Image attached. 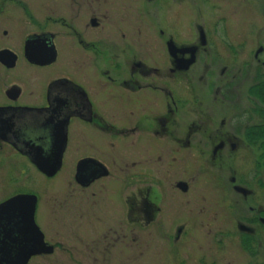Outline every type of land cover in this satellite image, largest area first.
Here are the masks:
<instances>
[{"label": "flooded vegetation", "instance_id": "1", "mask_svg": "<svg viewBox=\"0 0 264 264\" xmlns=\"http://www.w3.org/2000/svg\"><path fill=\"white\" fill-rule=\"evenodd\" d=\"M98 1L0 0L2 179L15 184L17 164L40 172L23 151L64 145L59 171L40 172L62 175L55 207L21 191L0 200L37 197L36 230L0 217V262L161 264L144 255L154 233L156 250L167 243L169 264H224L222 188L206 173L239 148L240 135L264 168V43H254L263 39L264 3L198 0L203 21L191 41L190 0ZM143 5L151 17L144 35L133 26ZM192 47L195 62L181 69ZM197 64L202 105L193 121ZM248 222L264 226V208ZM241 231L243 250L264 264V240L254 227Z\"/></svg>", "mask_w": 264, "mask_h": 264}, {"label": "rangeland", "instance_id": "2", "mask_svg": "<svg viewBox=\"0 0 264 264\" xmlns=\"http://www.w3.org/2000/svg\"><path fill=\"white\" fill-rule=\"evenodd\" d=\"M103 2V0H100ZM122 0H115L116 3H121ZM146 1V0H143ZM187 1V0H185ZM196 1V2H195ZM190 0V19L186 31L191 35V41H194V38L198 34V27L202 26V17L204 10L201 11L200 3L198 0ZM98 1V3H101ZM182 3V0H169L163 1L159 0L158 3ZM125 3H138L135 0H126ZM188 3V2H185ZM248 3V2H247ZM252 3H264L263 0H252ZM178 5V4H177ZM147 7L143 5V7L139 10V16L133 22V26L136 29V24L143 31V35L151 27V20L149 17ZM245 10H247L248 5L244 6ZM242 13V12H241ZM246 13V12H245ZM244 16V12L242 13ZM258 13L255 14V26L256 30L259 31L258 25ZM184 28L180 27V24L176 25V33H178V37H182L184 32ZM263 39L260 40L259 36L256 35L254 39L255 50L262 45L264 41V34L261 35ZM264 45V44H263ZM262 61H264V53L260 55ZM200 67L197 64L195 68L191 72V78L197 83H194L192 88V105H191V117L193 121H198L200 114V105L201 104V85L199 83L201 77ZM234 139L240 141L239 148L232 152L230 149L228 151L223 152V161L221 166L217 169L208 167V172L206 173L208 178L213 176H218L220 178L218 187L221 186L220 193L222 194V198L219 204V208L222 209V214L218 216L219 223L221 222L224 230L223 237V263L224 264H257V259H253L249 257L248 253L243 250L240 244V238L242 236L241 230L252 231V227L256 230L255 237L263 242L264 240V226H259L258 223H249L248 220L253 218L254 215L260 210L264 208V168L258 169L254 160L259 157L260 151L255 150L254 148L249 147L242 135L235 136ZM199 153V152H197ZM195 153V154H197ZM15 158L20 161V163H25L20 156L16 155ZM18 163V162H17ZM4 170H7V167H3ZM23 171V172H22ZM1 172V171H0ZM2 173V172H1ZM56 175L53 178H46L40 172H38L34 167L28 166L26 169L23 165L17 164L16 173H15V184H10L9 180L0 175V200L4 197L9 196L14 192H26V193H36L38 195H42L43 198V206L46 208L55 207V200L58 197L59 185L62 178V175ZM194 174V173H193ZM192 174V175H193ZM234 177L235 181H232L231 178ZM198 182V180L196 181ZM221 182V184H220ZM260 182V183H259ZM207 186L208 192H210V187L215 189V179L204 182ZM259 184V185H258ZM220 185V186H219ZM244 190L246 193H244ZM206 192V191H204ZM230 204V205H229ZM232 207V208H231ZM253 208V210L251 209ZM167 213L172 216V213H178V209H175V203L172 202L171 207L167 208ZM183 216H185L183 214ZM213 218V224L216 222ZM212 224V221L208 222ZM218 223V222H217ZM251 228H248V227ZM212 236L208 235L206 239L212 240L214 239V232L211 233ZM174 235V234H173ZM161 237V236H160ZM145 246L147 249L145 250V256H148V261H160L161 264H169L168 257V246L167 243L160 240L159 244L163 245L165 250H156L154 242L159 237L156 238L154 233L145 236ZM147 242V243H146ZM169 245V244H168ZM151 246V247H150ZM162 252L160 254V252ZM146 261V259H145ZM152 264V263H149ZM154 264V263H153Z\"/></svg>", "mask_w": 264, "mask_h": 264}, {"label": "water", "instance_id": "3", "mask_svg": "<svg viewBox=\"0 0 264 264\" xmlns=\"http://www.w3.org/2000/svg\"><path fill=\"white\" fill-rule=\"evenodd\" d=\"M170 53L174 56L177 51H179L174 45H170ZM185 51L191 52V59L185 62V65L181 66V69H188L195 62V52L196 48H188ZM64 153V145L60 146L59 150L45 151V150H29L27 152L23 151V154L27 155L31 162L36 166V168L48 177L54 176L62 164V156ZM246 193L244 190H242ZM37 204V197L31 194H20L16 195L9 200L0 204V217L10 215L11 218L15 219L14 221L10 220L9 222L14 223H25L32 225L31 229L36 230V225L34 222V213ZM19 219L21 221H18ZM3 220L1 221V223ZM31 246L25 244L21 249H27ZM28 258V257H27ZM26 259L22 257L17 258V260L11 262H0V264H25Z\"/></svg>", "mask_w": 264, "mask_h": 264}, {"label": "trees", "instance_id": "4", "mask_svg": "<svg viewBox=\"0 0 264 264\" xmlns=\"http://www.w3.org/2000/svg\"><path fill=\"white\" fill-rule=\"evenodd\" d=\"M251 137V136H250ZM262 138L264 139V136H262ZM249 239L251 240L252 238L251 237H249Z\"/></svg>", "mask_w": 264, "mask_h": 264}]
</instances>
